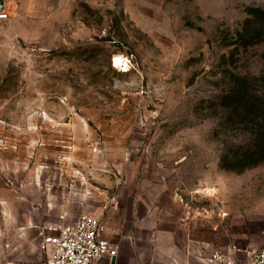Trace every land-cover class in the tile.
<instances>
[{"label": "rangeland", "instance_id": "1", "mask_svg": "<svg viewBox=\"0 0 264 264\" xmlns=\"http://www.w3.org/2000/svg\"><path fill=\"white\" fill-rule=\"evenodd\" d=\"M2 1L0 136L18 173L76 198L152 180L198 224L260 232L264 0Z\"/></svg>", "mask_w": 264, "mask_h": 264}, {"label": "crops", "instance_id": "2", "mask_svg": "<svg viewBox=\"0 0 264 264\" xmlns=\"http://www.w3.org/2000/svg\"><path fill=\"white\" fill-rule=\"evenodd\" d=\"M10 148L15 146L0 136V264H44L42 231L73 224L81 214L101 218L104 237L117 246L115 258L97 264H206L211 251L236 246L252 252L264 243L263 227H209L205 217L198 224L178 195L152 180L127 179L115 190L87 186L79 198L69 186L67 195L62 179L18 173ZM250 252L238 256L241 264L252 263Z\"/></svg>", "mask_w": 264, "mask_h": 264}, {"label": "built area", "instance_id": "3", "mask_svg": "<svg viewBox=\"0 0 264 264\" xmlns=\"http://www.w3.org/2000/svg\"><path fill=\"white\" fill-rule=\"evenodd\" d=\"M6 19L0 14V21ZM102 219L81 214L73 224H50L40 234V249L45 253L44 264H97L103 258L113 259L117 246L104 237ZM262 236L264 237V218ZM250 251L231 246L228 253L211 251L206 264H241L239 255ZM251 253V264H264V243Z\"/></svg>", "mask_w": 264, "mask_h": 264}, {"label": "trees", "instance_id": "4", "mask_svg": "<svg viewBox=\"0 0 264 264\" xmlns=\"http://www.w3.org/2000/svg\"><path fill=\"white\" fill-rule=\"evenodd\" d=\"M246 98H247L246 94L245 95L239 94V97H238L239 100L244 101Z\"/></svg>", "mask_w": 264, "mask_h": 264}, {"label": "water", "instance_id": "5", "mask_svg": "<svg viewBox=\"0 0 264 264\" xmlns=\"http://www.w3.org/2000/svg\"><path fill=\"white\" fill-rule=\"evenodd\" d=\"M4 10V3L2 0H0V13H2Z\"/></svg>", "mask_w": 264, "mask_h": 264}, {"label": "bare ground", "instance_id": "6", "mask_svg": "<svg viewBox=\"0 0 264 264\" xmlns=\"http://www.w3.org/2000/svg\"><path fill=\"white\" fill-rule=\"evenodd\" d=\"M117 62V61H116Z\"/></svg>", "mask_w": 264, "mask_h": 264}]
</instances>
